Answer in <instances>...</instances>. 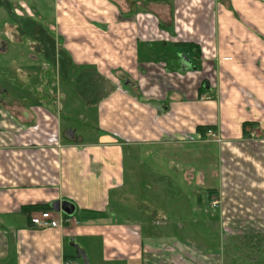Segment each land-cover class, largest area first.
Returning a JSON list of instances; mask_svg holds the SVG:
<instances>
[{
    "label": "crops",
    "instance_id": "0c3cea01",
    "mask_svg": "<svg viewBox=\"0 0 264 264\" xmlns=\"http://www.w3.org/2000/svg\"><path fill=\"white\" fill-rule=\"evenodd\" d=\"M179 1L32 0L47 7L40 22L56 41V61L42 63L45 77L63 90L28 102L4 93L0 79V264H223L216 246L172 234L181 218L177 227L161 222L164 209L152 208L149 219L141 206L136 215L113 209L112 199L123 205L138 195L123 191L125 166L145 152L154 154L153 188L164 191L154 198L176 191L162 181H179L199 204L221 198L229 235L264 233V0H210L212 12L194 20L199 32L171 15ZM193 32L199 42L186 37ZM202 69L215 72L188 86ZM63 102L67 112L82 107L91 126L85 135L62 126ZM201 125L214 128L218 144ZM197 146L201 161L212 150L221 163L184 175L192 160L178 152ZM57 201L72 202L74 212L55 211ZM44 211L61 225L36 228L31 217Z\"/></svg>",
    "mask_w": 264,
    "mask_h": 264
},
{
    "label": "rangeland",
    "instance_id": "374dc122",
    "mask_svg": "<svg viewBox=\"0 0 264 264\" xmlns=\"http://www.w3.org/2000/svg\"><path fill=\"white\" fill-rule=\"evenodd\" d=\"M38 1L40 2L41 0ZM202 3L205 4L202 5ZM210 5V0H180L173 6V12L171 15H173L174 19L176 15L182 17L183 20L186 21V24L192 25L189 27L193 28V31L195 29L196 32H199V22L195 21V24L194 20L202 13L207 12L210 14L212 12ZM46 8V6H32V0H0L1 83L5 90L12 89L13 91H16L17 94H22V97L25 98L24 101L28 102L31 101L32 96L36 95V97H38L40 95H44L47 91H49L52 95H57L58 92L61 93L63 90L62 85H60L61 82L59 80L53 81L55 82L53 85L52 79H55V77L50 76L48 80V78L45 77L43 70L46 67L42 64L46 63L47 59L45 58L48 57V61L51 59L56 61V57L52 53V51H54L56 41L46 33L44 28L45 26H43L40 22V16L42 14L49 15ZM186 24L179 22L178 25H176L183 27ZM190 28H187L186 31H192ZM27 29H29L31 34H28ZM180 32L185 33L183 30H180ZM190 35L194 36L195 34L194 32L189 33V36L186 37H191ZM192 39L195 40V36L192 37ZM195 41L199 42V40ZM30 46H32V48ZM41 49L47 54L44 52V54H42ZM30 52L33 54H30ZM34 54L36 55L34 56ZM14 60H16L17 65L16 72L12 70V63ZM60 61H62V59H60ZM60 69L62 73L63 68ZM159 70L160 69L157 68L154 75H156ZM48 71L49 74L54 72V70L50 71L49 69ZM214 72L215 70L212 69L210 71L202 69L193 73V77H189L187 79L188 86L192 87V82H195L193 85L194 87L196 82L207 79V77ZM5 75H7V77ZM176 76L178 75L176 74L174 77ZM168 79H173V76H164V83H159L161 84V90H166L167 86L165 85V82L169 81ZM11 85L15 86V88ZM8 90L4 93L8 94ZM0 93L4 94L3 92ZM66 105L67 102H63L62 107H60L61 113H59V119L62 126L66 128H76L79 134L85 135L86 130H88L91 126L88 118L84 117L81 113L82 107L73 112H67L63 109ZM213 130L214 129H212V132H214ZM218 138V133L215 135L209 134L208 136V139L210 141H215L216 144L219 143ZM193 145L196 146V144ZM196 148L198 149L194 151H191L190 149L189 155H184V153L178 152L180 156L182 155L181 157H188L189 160H192L188 162L192 163L191 165H193V169H189V166H182L181 169L184 175L190 174L192 177H195L196 172L200 169L204 171L206 170L207 174V169L209 168L205 169L207 164H209V166L213 165L216 167L221 163L219 154L217 152L213 154L211 152L212 150H210V157L206 160V164L201 161L202 157H200V153L202 156V151L199 150L198 146ZM191 152H193V156L191 155ZM130 153H134V150H131ZM153 158L154 154L149 155V153L146 152L144 155L139 157L141 161L140 163L136 160L135 156L129 157V162H127V165L125 166L127 169V182L123 191L135 192L134 190H137L138 193H136L138 195H135V197L129 200L127 199L123 202V205L119 204L116 199H112L113 209L119 211L118 208L123 206L125 211H129L130 213L136 215L138 207L141 206L146 218L149 219L152 216L150 215V213H152V208H157L158 210L159 208H162L165 211L159 212L160 214H158V219L161 218V222H165L164 220L168 218L167 220L171 222L172 226L173 220L177 222L176 219L181 218L179 221L180 228L177 227L178 224L173 225V227H177V230L172 232V234L178 233L177 236L179 238L189 240L191 243L196 242L197 244L198 242H202L207 245V247L216 246L222 254L223 264H264V233L250 237H235L229 235L230 233L228 230L224 231L221 224V214L219 213V208H221L222 204L220 197H216L220 201L219 207H214L213 200L205 197L203 198L202 204H199L195 197L191 199L190 195L187 196V194L189 192L192 193V191L185 188L187 192L185 195L186 192H182V189L184 188H180L179 181L176 182L178 187H176L175 184H172L173 187H169L167 184L169 180L167 179L162 182L166 184L168 188H176V191L171 190L170 192L164 194L162 198H154L153 194L155 191H160V193H163L164 191L163 188H153ZM134 160L138 163L136 162L135 165H132L131 162ZM203 165L205 167H202ZM159 168L161 172H163L164 167L160 166ZM172 177L179 180V176H176L175 173H172ZM194 181L195 180H193V183ZM215 184H217V182L212 181L209 187H213L212 185ZM163 212H165L164 215L161 214ZM117 218L118 220H123L120 212L118 213ZM148 227L151 228V224H148ZM157 227L161 228L158 231L163 230L160 225H157Z\"/></svg>",
    "mask_w": 264,
    "mask_h": 264
},
{
    "label": "built area",
    "instance_id": "2783aa9c",
    "mask_svg": "<svg viewBox=\"0 0 264 264\" xmlns=\"http://www.w3.org/2000/svg\"><path fill=\"white\" fill-rule=\"evenodd\" d=\"M209 134L215 135L212 130L209 131ZM220 141V140H219ZM220 201L218 198L214 197L213 206L219 207ZM31 223L38 229H45L49 227H56L61 225V221L53 217L52 213L49 211H44L39 214H35L31 217Z\"/></svg>",
    "mask_w": 264,
    "mask_h": 264
},
{
    "label": "water",
    "instance_id": "95a60500",
    "mask_svg": "<svg viewBox=\"0 0 264 264\" xmlns=\"http://www.w3.org/2000/svg\"><path fill=\"white\" fill-rule=\"evenodd\" d=\"M66 136L70 139L75 137V131L70 129L66 132ZM55 211H64L66 214H72L74 212V204L70 201H57L53 204Z\"/></svg>",
    "mask_w": 264,
    "mask_h": 264
},
{
    "label": "trees",
    "instance_id": "16d2710c",
    "mask_svg": "<svg viewBox=\"0 0 264 264\" xmlns=\"http://www.w3.org/2000/svg\"><path fill=\"white\" fill-rule=\"evenodd\" d=\"M248 125H251V126H253L252 124H249V123H244V133H246L247 132V126ZM212 129H214L212 126H199L198 127V130L202 133V134H205V133H207L209 130H212ZM247 134V133H246Z\"/></svg>",
    "mask_w": 264,
    "mask_h": 264
}]
</instances>
